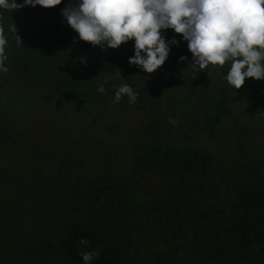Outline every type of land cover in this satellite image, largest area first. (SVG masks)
<instances>
[{"label":"rangeland","instance_id":"374dc122","mask_svg":"<svg viewBox=\"0 0 264 264\" xmlns=\"http://www.w3.org/2000/svg\"><path fill=\"white\" fill-rule=\"evenodd\" d=\"M75 2L33 7L32 15L23 12L20 19L6 20L0 31L7 39L8 68L0 72V130L9 133L7 142L0 144V264H34L29 245L41 238H58L72 219L84 214L73 186L61 189L57 179L43 181V176L49 177L61 162L75 173L86 168L101 172L108 163L126 173L137 140L146 135L175 146L208 149L213 166L200 179L148 170L137 177L138 206L155 208L162 203L170 210L164 219H159V212L143 213L135 230L136 264L171 248L172 239L161 222L179 220L178 210L185 217L179 220L183 228L177 240V264H219L214 251L231 253V249L219 241L228 224L218 221L249 168L257 163L264 167L260 80L246 78L240 89L230 87L223 77L227 62L193 73L187 42L171 29L162 34L169 40L175 37L179 44L151 74L130 65L131 56L122 46L104 50L78 38V56L58 59L57 48L41 53L35 41L24 37L78 35L61 15ZM81 55L87 57L86 66L77 59ZM181 56L188 59L181 61ZM118 73L123 84L124 76L132 77L130 86L138 93L135 103L130 104L126 95L113 102L112 88L116 91L119 84L111 88L108 82ZM106 79V90L100 93L98 86ZM206 101L210 104L204 105ZM95 102L97 106H91ZM170 118L177 123H170ZM213 206L223 211L215 213Z\"/></svg>","mask_w":264,"mask_h":264},{"label":"trees","instance_id":"16d2710c","mask_svg":"<svg viewBox=\"0 0 264 264\" xmlns=\"http://www.w3.org/2000/svg\"><path fill=\"white\" fill-rule=\"evenodd\" d=\"M23 8L3 11L0 15V30L4 29L6 20L20 19L23 12L33 14V7ZM77 36L24 35L28 40L35 41L41 53L57 48L61 53L56 57L58 59L62 56L75 59L78 56ZM121 46L129 56L134 55V40ZM120 78L118 75L111 76L108 87H114L113 84H123L119 82ZM123 81L132 85L133 79L124 76ZM260 82L264 90V80ZM112 90L115 92L113 88ZM89 93L91 92L88 91L87 94ZM189 100L190 97L187 98V101ZM203 104L210 103L206 101ZM203 104L199 105L200 108ZM91 106L96 107V102ZM210 108L214 107L210 106ZM194 119H199V116L195 115ZM8 138L7 130H0V144L7 142ZM43 150L39 149V152ZM212 166L213 154L208 149L191 145L175 146L147 135L137 140L126 173H118L112 163H108L101 172L96 173L86 168L83 172L75 173L73 170L70 171L68 165L61 162L60 165H56L49 177L43 176V181L53 177L58 180L61 189L73 186V194L77 195V199L84 204V214L81 218L72 219L58 238H41L31 243L29 248L34 255V264H84L80 256L82 250L97 253L90 264H136L135 230L142 222L143 213L159 212V219H164V215L170 210L162 203H157L158 207L155 208L152 204L146 207L138 206L140 193L135 188L137 177L144 175L148 170L180 179H186L191 175L200 179L210 172ZM211 208L215 213L223 211L217 206ZM184 215L182 210H178L179 220L183 219ZM179 220L161 222L172 239V246L169 250L157 252L150 261L143 264H177L179 253L177 240L183 228ZM218 222L228 224L221 230L224 231V235L219 241L231 249V253L218 252L217 249L214 251L216 257L220 258L219 264H264V167L262 165L257 163L249 168L246 177L235 188L234 197L226 214ZM82 238L89 241L87 246L80 243Z\"/></svg>","mask_w":264,"mask_h":264},{"label":"clouds","instance_id":"9594fccd","mask_svg":"<svg viewBox=\"0 0 264 264\" xmlns=\"http://www.w3.org/2000/svg\"><path fill=\"white\" fill-rule=\"evenodd\" d=\"M62 0H0V13L23 7L53 8ZM61 15L79 40L94 47L119 48L134 40V55L129 64L151 74L168 59L171 47L179 41L162 33L171 29L187 42L193 73L211 66H225L224 79L240 89L246 78L264 80V0H76L61 10ZM17 35V29H11ZM2 31V30H0ZM19 41L21 38L17 35ZM22 42V41H21ZM7 39L0 35V72H7L5 48ZM86 66L87 57L77 58ZM181 61L188 58L181 56ZM122 77L120 73L117 74ZM107 79L98 86L105 92ZM135 103L138 93L128 84L116 87L114 103L122 96ZM170 123L176 124L170 118ZM87 246L89 241L81 239ZM97 253L81 251L84 264H90Z\"/></svg>","mask_w":264,"mask_h":264}]
</instances>
